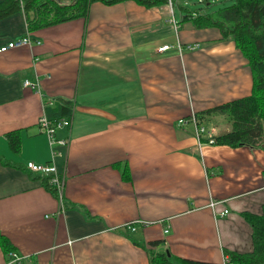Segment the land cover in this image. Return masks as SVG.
I'll use <instances>...</instances> for the list:
<instances>
[{
  "label": "crops",
  "instance_id": "0c3cea01",
  "mask_svg": "<svg viewBox=\"0 0 264 264\" xmlns=\"http://www.w3.org/2000/svg\"><path fill=\"white\" fill-rule=\"evenodd\" d=\"M27 32L22 11L1 17L0 47ZM29 34L32 44L0 51V232L22 257L13 262L0 245V264H149L155 240L157 250L216 263L225 248L252 250L243 213L264 209V149L216 143L232 119L207 113L252 92L232 39L179 21L166 3L134 0L94 1L87 18ZM43 114L72 121L56 130L69 141L54 154ZM15 130L18 152L6 136ZM28 161L57 167L61 196Z\"/></svg>",
  "mask_w": 264,
  "mask_h": 264
},
{
  "label": "trees",
  "instance_id": "16d2710c",
  "mask_svg": "<svg viewBox=\"0 0 264 264\" xmlns=\"http://www.w3.org/2000/svg\"><path fill=\"white\" fill-rule=\"evenodd\" d=\"M94 1L113 4L124 0H5L0 3V18L15 11H22L28 30L31 31L79 17L87 18L90 5ZM134 1L147 7L166 3V0ZM199 1L204 2L203 7L205 8L187 9L180 21H191L198 28L219 27L222 37L232 39L244 53L253 71V87L249 95L232 99L207 111V113L228 112L232 119V129L214 136L215 142L230 146L256 144L264 149V0H231L230 2L223 0L213 9L210 7L215 4L216 0ZM60 111L63 115L70 114L69 101L61 106ZM6 136L11 149L18 152L21 144L19 131H10L6 133ZM38 177L49 190L57 193L48 182V175L43 174ZM243 216L253 228V248L246 252L225 248V256L229 257L234 264H264V209L262 213L245 211ZM150 244L154 247H148L150 250L149 264H221V262L180 257L166 248L155 249L160 244L162 245L161 240L151 241ZM0 245L9 254L16 249L9 237L1 232Z\"/></svg>",
  "mask_w": 264,
  "mask_h": 264
},
{
  "label": "built area",
  "instance_id": "2783aa9c",
  "mask_svg": "<svg viewBox=\"0 0 264 264\" xmlns=\"http://www.w3.org/2000/svg\"><path fill=\"white\" fill-rule=\"evenodd\" d=\"M20 1H23V0H20ZM173 1L174 0H167V7L169 10V13H171L172 15L174 14V12H173ZM32 43H33V39H32V37H30L29 30H28L26 35L23 36L22 38L14 40V41H10L7 44L2 45L0 47V51H6V50H8L12 47H15V46L30 45ZM169 47H170V45L165 44L164 46L159 47V50H163V49H166ZM38 84H39L38 81L33 82L31 80H28V79H26L24 81V85L31 86L32 88L38 89ZM179 121L181 123H187L188 120L181 118V119H179ZM191 121L198 124V119L196 116H193L191 118ZM38 124L40 126V129L48 135L49 141L52 145L51 147H52L53 154L55 153L54 146L56 144L65 145L66 143H68L69 138H57L56 130L60 127H63V126H71L72 121L70 118H66V117L50 118L47 115L43 114L38 119ZM204 131H205V129L203 126L199 127L198 134L201 135L202 133H204ZM208 141L214 142V139L209 138ZM26 168L30 169L33 172H40L42 174L48 175L49 176L48 182L50 183V185H52L56 189V192L59 194V196L62 195L63 188H64V178L62 177V174L58 171L57 167L54 164H51V163L40 164V163H36L34 161H28L26 163ZM211 205L214 206L215 201L211 202ZM222 212L227 213L228 209H224ZM127 226L131 229H135V223H128ZM164 232L165 233L169 232V228H165ZM10 254H11V256H13V262H20L22 260V257L20 255H18L16 252L12 251V252H10ZM221 264H234V263L230 260L229 257L224 256L223 260L221 261Z\"/></svg>",
  "mask_w": 264,
  "mask_h": 264
},
{
  "label": "rangeland",
  "instance_id": "374dc122",
  "mask_svg": "<svg viewBox=\"0 0 264 264\" xmlns=\"http://www.w3.org/2000/svg\"><path fill=\"white\" fill-rule=\"evenodd\" d=\"M213 0H206V2H210ZM225 2H230L231 0H224ZM223 0H217L215 1V4H213L210 8L213 9L217 7L218 3H222ZM202 6V7H201ZM204 2H200L199 0H174V9L176 18L180 21L182 18V15L187 9L189 10H195V9H204Z\"/></svg>",
  "mask_w": 264,
  "mask_h": 264
},
{
  "label": "bare ground",
  "instance_id": "6f19581e",
  "mask_svg": "<svg viewBox=\"0 0 264 264\" xmlns=\"http://www.w3.org/2000/svg\"><path fill=\"white\" fill-rule=\"evenodd\" d=\"M166 4H167V0H166ZM162 46H164V45H162ZM166 49H167V48H166ZM163 50H165V49H163ZM163 50H162V51H163Z\"/></svg>",
  "mask_w": 264,
  "mask_h": 264
},
{
  "label": "water",
  "instance_id": "95a60500",
  "mask_svg": "<svg viewBox=\"0 0 264 264\" xmlns=\"http://www.w3.org/2000/svg\"><path fill=\"white\" fill-rule=\"evenodd\" d=\"M169 253V252H168Z\"/></svg>",
  "mask_w": 264,
  "mask_h": 264
}]
</instances>
